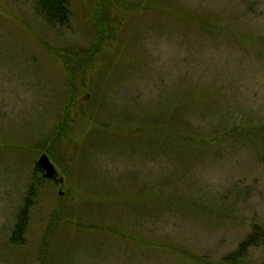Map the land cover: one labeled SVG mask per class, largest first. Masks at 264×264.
Here are the masks:
<instances>
[{"label": "rangeland", "instance_id": "374dc122", "mask_svg": "<svg viewBox=\"0 0 264 264\" xmlns=\"http://www.w3.org/2000/svg\"><path fill=\"white\" fill-rule=\"evenodd\" d=\"M34 5L0 0V264H221L264 222V0Z\"/></svg>", "mask_w": 264, "mask_h": 264}, {"label": "trees", "instance_id": "16d2710c", "mask_svg": "<svg viewBox=\"0 0 264 264\" xmlns=\"http://www.w3.org/2000/svg\"><path fill=\"white\" fill-rule=\"evenodd\" d=\"M35 8L40 12L50 24L67 25L70 21L72 10H71V0H33ZM96 34L91 42L90 49L98 47L103 41L106 35V28L102 26V23L98 17L95 18L94 25ZM90 52V50H89ZM87 54V53H86ZM91 55H86V57ZM78 61V57L74 61H69L67 64L68 72H72L75 63ZM72 68H71V67ZM171 128H168V134L166 136V141L170 140L174 134ZM185 138V137H184ZM183 139V138H182ZM184 140V139H183ZM185 141V140H184ZM264 162V154H263ZM31 194H34V190L31 188ZM31 199H25L24 206L20 209L16 215V223L14 230L11 232V241L21 237V233L24 232L25 224L29 217V210L31 205ZM264 244V222L261 225L253 224L251 226V231L241 240L237 247L227 253L223 258L221 264H241V261L246 258L252 249H256Z\"/></svg>", "mask_w": 264, "mask_h": 264}, {"label": "water", "instance_id": "95a60500", "mask_svg": "<svg viewBox=\"0 0 264 264\" xmlns=\"http://www.w3.org/2000/svg\"><path fill=\"white\" fill-rule=\"evenodd\" d=\"M38 164L43 169L44 175L47 178H55L60 184H63V177L59 175L57 169L49 159L46 153H42L38 158ZM62 194L61 191H59Z\"/></svg>", "mask_w": 264, "mask_h": 264}]
</instances>
